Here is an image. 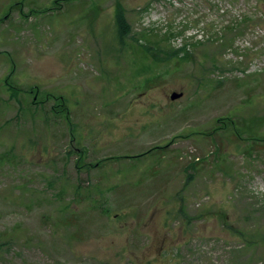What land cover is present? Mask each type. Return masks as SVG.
Here are the masks:
<instances>
[{
	"label": "rangeland",
	"instance_id": "obj_1",
	"mask_svg": "<svg viewBox=\"0 0 264 264\" xmlns=\"http://www.w3.org/2000/svg\"><path fill=\"white\" fill-rule=\"evenodd\" d=\"M0 264H264V0H0Z\"/></svg>",
	"mask_w": 264,
	"mask_h": 264
},
{
	"label": "trees",
	"instance_id": "obj_2",
	"mask_svg": "<svg viewBox=\"0 0 264 264\" xmlns=\"http://www.w3.org/2000/svg\"><path fill=\"white\" fill-rule=\"evenodd\" d=\"M56 2V1H54ZM113 20H114V27H115V39L117 44L120 45H124L125 44V38L128 37L131 33V29H130V24L127 20V17L125 15L124 9L122 7V5L119 2H116V8H115V12L113 15ZM140 45V44H139ZM141 46V50L144 51L146 54H148L149 56H151L154 60H162L163 58L160 56V48L158 47H153L150 44H143L140 45ZM181 49H177L176 52H179ZM175 54H178L176 53ZM181 59H188L191 58V54L187 51H183V54L179 56ZM147 80H151L150 78H147ZM5 84L8 85V89L11 91V96L14 95V91H13V86H11V84H8L9 82L7 81V77L4 80ZM150 82V81H149ZM148 84V83H147ZM63 100H61V102L56 103L55 105H53L52 110L55 114H61L65 117V119L68 120V112L66 107L64 106ZM36 103V102H33ZM89 166H93V164L89 165ZM248 242H253V239L251 237H249Z\"/></svg>",
	"mask_w": 264,
	"mask_h": 264
},
{
	"label": "water",
	"instance_id": "obj_3",
	"mask_svg": "<svg viewBox=\"0 0 264 264\" xmlns=\"http://www.w3.org/2000/svg\"><path fill=\"white\" fill-rule=\"evenodd\" d=\"M182 95H183L182 92H176V91H173V92L169 95V98H170L171 100H175V99L180 98Z\"/></svg>",
	"mask_w": 264,
	"mask_h": 264
}]
</instances>
